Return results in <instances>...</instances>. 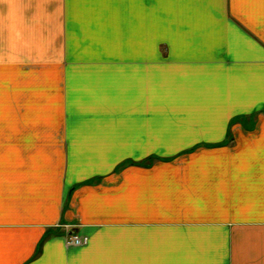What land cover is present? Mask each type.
Segmentation results:
<instances>
[{"label":"crops","instance_id":"1","mask_svg":"<svg viewBox=\"0 0 264 264\" xmlns=\"http://www.w3.org/2000/svg\"><path fill=\"white\" fill-rule=\"evenodd\" d=\"M3 99L0 264H264V0H0Z\"/></svg>","mask_w":264,"mask_h":264},{"label":"rangeland","instance_id":"2","mask_svg":"<svg viewBox=\"0 0 264 264\" xmlns=\"http://www.w3.org/2000/svg\"><path fill=\"white\" fill-rule=\"evenodd\" d=\"M5 101V103H4ZM9 101L3 99V106L0 109V124L2 125L3 132L0 133L3 138V146L0 147V156L3 157V166L9 162V158L11 157L12 152L17 155L18 157H21L27 150H37L35 147L31 146V148H26L25 145H34L36 144L35 140H40L41 132L28 130L27 126L24 127L26 124L33 125V124H39L42 119V117H34L33 115L30 116H22V115H15L13 112L20 111V109H13L10 108L8 105ZM15 134V135H14ZM17 139L18 144L17 145H23V146H16L13 148V146L10 147V141ZM7 142V143H6ZM9 165V163L7 164ZM0 166H2L0 164ZM1 184V183H0ZM0 187H2L0 185ZM55 229L62 230L63 227L61 225H55ZM68 228H66L65 235L67 238V235L72 232H68ZM64 232V231H63Z\"/></svg>","mask_w":264,"mask_h":264},{"label":"built area","instance_id":"3","mask_svg":"<svg viewBox=\"0 0 264 264\" xmlns=\"http://www.w3.org/2000/svg\"><path fill=\"white\" fill-rule=\"evenodd\" d=\"M67 242L70 244L80 245L86 242V237L74 233H69L67 235Z\"/></svg>","mask_w":264,"mask_h":264}]
</instances>
